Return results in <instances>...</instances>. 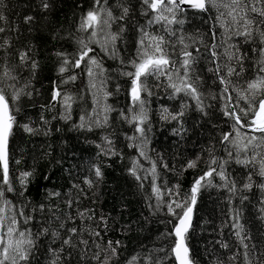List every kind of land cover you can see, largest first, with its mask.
<instances>
[{
	"label": "snow or ice",
	"instance_id": "obj_1",
	"mask_svg": "<svg viewBox=\"0 0 264 264\" xmlns=\"http://www.w3.org/2000/svg\"><path fill=\"white\" fill-rule=\"evenodd\" d=\"M0 264H264V0H0Z\"/></svg>",
	"mask_w": 264,
	"mask_h": 264
},
{
	"label": "trees",
	"instance_id": "obj_2",
	"mask_svg": "<svg viewBox=\"0 0 264 264\" xmlns=\"http://www.w3.org/2000/svg\"><path fill=\"white\" fill-rule=\"evenodd\" d=\"M41 171H44V169H41ZM116 171H119V169L117 168ZM190 180H191V173H189L185 178L184 180L182 181L184 187L186 188L189 183H190ZM46 181H43V179L41 178L40 181H39V186H43V184H45ZM37 187L38 185H34L33 186V189H32V194L35 196L36 193H37ZM216 193L214 192L212 194L211 197H209L207 194L205 195L204 197V202L201 204V212L199 213V215L201 216H209V217H216L217 214H218V209L216 207V203H215V200H216ZM135 205H133V208L135 210ZM254 211V209H251L249 208L246 215L248 217L251 216V213ZM158 227L161 228V230L163 229V226L162 225H159ZM199 232H200V229H199V226H197V235L194 237L193 241H192V244H193V247L196 248V249H200L204 240L208 239L207 237V233L204 234V236H200L199 235ZM130 243V247L132 246L131 245V242Z\"/></svg>",
	"mask_w": 264,
	"mask_h": 264
}]
</instances>
